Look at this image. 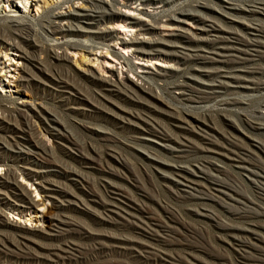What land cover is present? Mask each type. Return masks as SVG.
Segmentation results:
<instances>
[{
  "label": "bare ground",
  "instance_id": "obj_1",
  "mask_svg": "<svg viewBox=\"0 0 264 264\" xmlns=\"http://www.w3.org/2000/svg\"><path fill=\"white\" fill-rule=\"evenodd\" d=\"M35 1L33 15L25 9L18 10L16 2L22 4V0L0 1V165L6 167L0 176V256L13 262L63 263L79 249L74 241L79 239L91 240L92 249L97 252L121 249L162 264H209L189 252L184 244L179 246L187 255L185 261L180 254L172 253L176 243L170 237L176 234L178 221L167 215L166 221L158 219L143 202L148 199L146 193L118 170L117 166L125 164V160L116 148L134 153L139 151L137 145H152L165 150V157L171 162L163 159L161 153L143 156L147 164L141 161L161 173L163 186L172 197L185 204L187 211L215 222L222 232L221 240L245 264H262L258 258L248 256V249L258 251L261 245L264 247V225L257 221L264 212L255 209L260 208L255 200L264 202V195L251 198L244 190L229 185L223 176L231 172L241 175L252 187L264 192V158L258 153L264 154V0H245L244 6L221 1L226 16L239 13L257 21L242 25L227 16L232 23L225 26L228 28L205 12L213 10L208 3L196 1L193 8H176L173 15H168L170 25L182 27L180 22L187 18L203 25L209 18L211 24L207 29L201 28L199 35L180 31L170 39L154 36L160 22L157 20L166 14L151 15L153 23L148 24L119 10L116 0H83L80 9L68 8L64 12H54V0ZM137 1L150 7L158 3L163 6L171 0ZM40 8L44 14L36 17ZM118 29L125 33L138 30L142 35L148 33L149 38L125 39L126 34L120 37ZM40 35L53 47L40 44ZM109 42L125 52L131 51L135 59H173L178 66L156 71L149 65L138 66L143 69L140 75L124 55L111 50ZM55 48L63 52L59 54ZM80 49L87 54L88 50L102 49L113 59L103 58V63L116 61L121 69L135 73L137 81L105 67L100 71L110 76L90 69L77 75L85 82L82 86L77 76L61 69L68 64L66 51L76 53ZM36 52L45 57L35 55ZM9 54L22 60L20 68L15 67V62L10 63ZM83 57L84 52H80V60ZM73 61L77 63L74 58ZM6 86L16 87L19 94L33 86L42 101L25 100L17 105L12 95H7ZM154 87H160L161 94H156ZM48 105L65 107L83 116L89 114L93 121L64 122ZM233 109L240 111L234 112L238 123L256 139L249 137V142H245L223 128L224 124L230 125L226 113ZM31 118L41 121L55 147H48L40 139ZM102 122L115 130L97 126ZM70 128L89 134L90 142L86 146L79 143ZM94 140L101 149L94 147ZM52 151L63 152L72 156L74 162L93 168L99 175L103 195L84 190L87 179L83 172L56 160ZM18 167L28 179L39 180L45 199L35 200L15 179ZM51 176L67 179L70 184ZM72 184L81 186L80 195ZM44 200L55 202L53 207L57 210L91 213L97 216V224L119 232L87 228L72 216L55 217L54 210L41 213ZM210 202L226 208L231 221L239 220L244 226L216 220ZM8 212L13 216H8ZM25 212L34 213V224L32 219H27L30 224L22 219ZM42 223H46L44 227ZM133 231L139 235L121 233ZM40 239L62 243L44 244Z\"/></svg>",
  "mask_w": 264,
  "mask_h": 264
},
{
  "label": "rangeland",
  "instance_id": "obj_2",
  "mask_svg": "<svg viewBox=\"0 0 264 264\" xmlns=\"http://www.w3.org/2000/svg\"><path fill=\"white\" fill-rule=\"evenodd\" d=\"M1 1V0H0ZM6 0H4L5 2ZM108 3H110V0H106ZM118 2V4H115V6L121 10L122 12H125L127 14H130L132 17L138 18L148 24H152V17L151 15L157 14V15H164L165 16H161L159 20V25L158 28L154 30V33L156 37H162L164 39H170L173 37V35H175L176 33L180 32V31H184L188 34L191 33H196L197 35H199L201 33V28L207 29L208 25L211 24V20L209 18H207V22H204V25L201 24L198 21H195L194 19H190L187 18L185 21L182 20L180 22L179 25H181L182 27L176 26L175 24H171L170 25V21H169V17L168 15H173V10L179 7L186 8V9H190L196 6V1H200L203 3H208L211 7H213V10L211 11H205L208 15L213 16L214 18H217L218 20H220V22H222L223 24H219L221 26H223L224 28H228L225 26H232L231 22H229L228 18H226L228 16H226V13L224 11H227L225 8H223L221 5V1H225V2H229V3H233V4H238L240 6H244V2L245 0H171L170 2L164 4L162 6V4L158 3V4H154L153 6L150 5V7L148 6H141L138 1L136 0H130L129 2L127 0H116ZM3 3V2H2ZM1 3V4H2ZM35 0H28L27 2L22 0V4L16 2V5L18 7V10L23 11V9H25V12L29 15H33L35 13ZM0 4V7H1ZM25 4V8H22L23 5ZM21 5V6H20ZM84 5V1L83 0H54V12H64L65 10H67L68 8L70 9H80L81 7H83ZM126 6V7H123ZM128 7V9H127ZM130 9V10H129ZM212 12V13H211ZM41 14H44V11L42 8H40V12L36 14V17H39ZM235 15V16H234ZM234 15H229L228 17L233 18L235 20H238V22L242 23V25H247L250 23H254L257 22L256 20L252 19L251 17H247L244 16L242 14H234ZM184 21V22H183ZM107 27H111L112 25L110 24H104ZM203 25V27H202ZM118 32H120V37L124 36L125 32H122L120 29H118ZM126 36L125 39H132V38H138V39H148L149 38V34L145 33V35L141 32H138V30H133L130 33H125ZM37 40L39 41L40 44H44L50 48H52L53 46L50 44L51 42H49V40H46V38L44 36H39L37 38ZM111 45V50L118 53V54H122L124 55V57L126 59H128L130 62H132L134 64V68H136L135 70L138 72V74H142V68L143 66L145 67L146 65H149V67L152 70H158V69H165V70H169V69H175L178 64H176L175 60H169L167 62H164L163 59H150V60H138L135 59L132 55L131 51L125 52L123 49H121L120 46H118L116 43H110ZM59 54H61L63 52V49H58L55 48ZM67 54L69 55V60H68V64L65 66H62L61 69L63 71L69 72L71 74L75 75V78L77 75H80L85 73V70H92V71H96L99 72L100 70H102L103 68H107L108 70H112L115 71V69H117L118 71L122 72V75H128L129 77H131L134 81H137V75L135 73H130L127 72L126 68L123 67L121 69L120 65L114 61L112 64H105L103 63V58H107L110 61H113V59H111V57L106 54L102 49H98L97 51H93V50H88V54L87 51L85 49H80L79 51H76V53H72L71 50H67L66 51ZM80 52H84V57L82 58V60H80L79 56H80ZM10 53V52H9ZM15 54L11 55L9 54L8 58H12V60L10 61V63L15 62V67L16 68H20L21 67V62L22 60L19 59L18 56H14ZM35 55H38L42 58L45 57L44 53H37ZM86 56V57H85ZM73 58L75 59V61L77 63H74ZM87 58V59H85ZM3 59V57H2ZM138 66L142 67V68H137ZM197 67V66H194ZM11 68L13 69L14 67L11 66ZM97 69H99L97 71ZM209 70V69H207ZM84 71V72H83ZM16 73V71H15ZM102 72L100 71L99 74H101ZM105 76H110L109 73L105 72L102 73ZM122 76V77H123ZM78 77V76H77ZM7 80H11L14 81V79L11 78H7ZM77 80L79 82H82V86L85 84V82L82 80V78L78 77ZM13 83L16 84V82L14 81ZM138 83H143V81H139ZM161 85V83H159V86ZM15 88L13 86H9L7 88L6 86V90H8L9 92H7V95L11 94L13 99L16 101L17 105H20L21 102L23 101H27V102H34V103H41V99L39 98V92L32 86L30 88H25L23 89V91L19 94L18 92H15ZM86 89V87H83ZM154 92L156 94H161V89L160 87H154ZM174 95H178V93L176 91L173 92ZM49 108L52 109V111H54L57 116L61 117L62 121H66V122H70L72 120H77L79 119L82 122H91L92 117L87 114V115H81L77 112L74 111H68L65 107H51V105H48ZM235 113H239L237 109H233L232 111H229L228 113H226V122H228V124H230L229 126L227 124H224V127L226 130L240 136L239 138H241L242 140H244L245 142H249V137L251 138H255L253 135L251 136L250 133H248L247 131H245L244 127L242 125H240L237 121V117L234 114ZM261 113L264 114V110H261ZM1 114V112H0ZM32 123L34 124V129L36 133H39L38 136L40 137L41 140H43V142L50 148L55 147L56 143L55 141H53L47 134H45V130L43 128V124L41 123V121L37 118H31ZM234 126L233 127H231ZM97 126L103 127V128H107L108 131H112L115 130L113 128L112 125L107 124V123H100L97 124ZM236 128V129H235ZM70 132L76 137V139L78 140L79 143H81L82 145L86 146L87 143H89V139H90V135L83 132L82 130H77V129H73L70 128L69 129ZM245 131V132H244ZM244 132V133H243ZM123 133L120 132V135H122ZM247 134V135H246ZM120 135H118L120 137ZM264 140V138H262ZM261 139V140H262ZM260 140V141H261ZM94 144V147H96V149H101V146L99 145V143L97 144V141L94 140V142L92 143ZM139 151L132 153V152H122L119 149L116 148V151L118 152V154L125 160V164H123L122 166H117L118 170L121 171V173L125 174L126 177L128 179H130V181H132L133 183H135L137 186H139V188L146 193L148 199H146V201H143L148 208H150V210L155 214V216L158 219H161L163 221H166V215L170 218H172L173 220L178 221L175 226L177 228V232L176 234H171L170 239H172L173 241H175L176 244H174L173 247V254H180L182 256V260L185 261L186 260V256L185 253L181 250L183 247L179 246L181 244H184L185 247H187L189 250V252L195 254L196 256H198L200 259H202L204 262L209 263V264H245L246 262H243L240 258H238L234 252V250L223 240H221V236H222V232L221 230L217 227V225L215 224V222L206 219V218H202L200 216H197L195 214H193L192 212H189L186 210L185 208V204L183 205V203H181L178 200H175L171 193L163 186V181H162V177H161V173H159L156 170L153 169H149L147 167H145V165L142 163L141 160H143V162L145 164H147V161H144L145 159H143L146 154L149 156H154V155H160L161 153V157L165 160H167L168 162H171L169 159H167L165 157V155L167 154V152L163 149H160L156 146H152L149 145V148H146L144 146H136ZM259 155L264 158V154H262L261 152H258ZM51 154L53 155V157L56 160L62 161L64 162V164H66L68 167H73L75 169H79L80 172L82 173V176L87 179V184L84 186V190L91 192H95L99 195H103V189L101 188L98 182L99 175L96 173L95 170H93V168H90L89 166L83 165V164H78L76 162L73 161V157L64 154L63 152H60L59 154L55 153V152H51ZM59 155V156H57ZM164 156V157H163ZM142 158V159H140ZM218 163V162H217ZM219 165H223V163H219ZM17 174L16 176V180L18 182H20L22 184V186H24L27 190V192L30 194V196L34 197L35 200L39 199V201H41V199H45L44 197V193L42 192L38 182L39 180L37 179H28L22 172H21V168L18 167L17 168ZM230 171H233V169L229 168ZM83 170V171H82ZM235 170V169H234ZM6 171V167L5 165H0V176H3L4 172ZM233 172L228 173L226 176H223V178L226 180V182L228 181V184L231 185L233 187L236 188H240L241 191L243 192V190L245 192H243L244 194H246L249 197H260L264 195V192L258 189H255L254 187L251 186V183L249 182V180H245V177H241V175H237ZM24 175V176H23ZM229 176V177H228ZM237 176V177H236ZM240 177V179H239ZM50 178H54V179H58L61 181H65L67 182V184L69 181L66 179H61L60 177H54L51 176ZM89 178V180H88ZM244 179V183H243V179ZM242 181V182H241ZM117 182V181H116ZM121 182V181H120ZM125 182V180H124ZM118 183V182H117ZM242 183V184H241ZM121 184V183H120ZM127 184V182H126ZM243 184H246L247 186H244ZM125 186V185H124ZM72 189L74 191H76L79 195L82 193L80 191L81 186L80 185H75L72 184ZM246 187V188H245ZM251 187V188H250ZM262 192V193H261ZM256 195V196H255ZM83 196V195H82ZM251 197V198H252ZM135 198H137L135 196ZM61 198H59L60 200ZM254 200V199H253ZM258 200V201H257ZM257 200H255L259 205L260 208H255L256 211H258V213L264 212V202H262V200H259L257 198ZM44 204L45 206L43 207V209H41V213L42 212H47V210L49 209L50 212L51 210H54L53 214H55V217H59V215L64 214V215H68V216H72L73 219L78 220L83 226L90 228V229H101V230H108L114 233H118L119 231H114L111 227L107 226L106 224H97V222L94 220V218L97 216L93 215L90 213H84L78 210H74V209H67V210H57L54 209L53 205L56 204L55 202L53 203L52 200H44ZM210 209H212V211L214 212V214L216 215V220L220 221V222H226V223H232L238 227H242L244 226V224L242 222H240L239 220H232L230 219L231 215L230 212L226 209L221 207L219 204L215 203V202H210ZM236 206V205H235ZM191 207V206H190ZM40 209V207H37ZM38 209V210H39ZM31 210V209H30ZM6 211V210H5ZM60 212V213H59ZM167 212V213H165ZM28 212H25V215L23 213V220L28 221L27 219H32L31 222H33L34 224V213H30V215H28ZM8 216H13L12 214H10L8 212L7 214ZM15 216V215H14ZM74 216V217H73ZM174 216V217H173ZM230 216V217H229ZM16 217V216H15ZM257 221L260 225H264V217L263 216H259L257 217ZM230 219V220H229ZM239 221V222H238ZM28 224H30V221H28ZM43 224V223H42ZM41 224V225H42ZM46 224V223H45ZM42 227H44V225ZM111 229V230H109ZM124 235L127 236H137L139 235L138 232L133 231V232H121ZM135 234V235H134ZM74 239V238H73ZM73 239H70L71 241ZM39 240V239H37ZM41 242H44V244H53L54 245H58L62 243V240L60 241H52V240H46V239H40ZM74 241L76 243H78V245L80 246L79 249L77 251H73L72 255H70V257L68 259H65L62 262L58 263V264H162L159 263L157 261H153V260H144L138 257H135L133 254H131L130 252H128L127 250H121V249H113V250H105V251H101V252H97L94 251L92 249V244L93 242L91 240H79V239H74ZM83 246V247H82ZM262 250V251H261ZM253 251V252H252ZM248 256L252 259L254 257V259H259L261 262H263L262 264H264V247H262V245L259 247L258 251L255 250H249L248 249ZM261 253V254H260ZM257 254V255H256ZM238 261V262H237ZM0 264H44V263H40V262H33V261H10L2 256H0ZM248 264H257V263H248Z\"/></svg>",
  "mask_w": 264,
  "mask_h": 264
}]
</instances>
